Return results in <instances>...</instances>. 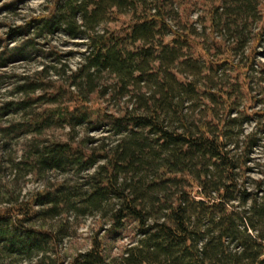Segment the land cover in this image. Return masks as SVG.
<instances>
[{"label":"trees","instance_id":"16d2710c","mask_svg":"<svg viewBox=\"0 0 264 264\" xmlns=\"http://www.w3.org/2000/svg\"><path fill=\"white\" fill-rule=\"evenodd\" d=\"M190 1L53 0L18 29L85 38L86 50L76 70L23 77L20 98L0 109L1 120L18 117L4 135L29 138L11 162L16 176L74 178L28 199L7 188L0 264H264V180L247 176L264 131L255 110L264 105L256 61L264 0ZM199 3L205 14L194 22ZM113 21L122 23L100 30ZM36 45L1 54L0 65ZM107 97L123 106H101ZM92 216L108 221L106 236L97 231L87 251L67 259L63 245L79 221L68 219ZM127 224L135 240L110 256L105 237Z\"/></svg>","mask_w":264,"mask_h":264},{"label":"rangeland","instance_id":"374dc122","mask_svg":"<svg viewBox=\"0 0 264 264\" xmlns=\"http://www.w3.org/2000/svg\"><path fill=\"white\" fill-rule=\"evenodd\" d=\"M52 2L53 0H0V55L21 48L31 39L37 44L34 52L22 57L15 56L10 58L5 65H0V109L8 102H15L20 98L15 93V88L21 83L23 77H33L47 67H57L60 70L64 66L65 69L76 70L81 62L82 54L86 50L85 38L72 40L63 33H57L47 39L40 38L36 37L32 27L28 33H19V28L29 27V23L33 20L49 13ZM195 2V0H191L189 5L192 6ZM196 6L190 9V18L194 22L200 20L205 14V10L200 7V3ZM121 23L122 21L109 22L107 25H103L100 30L104 28L114 29L119 27ZM257 50L256 61L261 67H264V41ZM100 105L110 111L118 110L123 106V104L114 100L111 101L109 97L104 98ZM255 110L264 113V105L257 106ZM17 119L16 116H5L3 120L0 119V202L4 200L3 195L6 193L7 188L21 191V196L28 199L35 192L43 190L49 184L66 183L68 180L74 181V178L72 179L70 175L61 176L53 173L48 175L46 180L41 181L32 175L22 177L21 175L16 176L12 172L11 162L18 161L22 157L26 140L29 138H10L4 135L2 129L8 126L9 121L16 122ZM260 121L263 123L264 119ZM246 131L248 133L257 131V124L255 122L251 123L246 127ZM257 132L258 138H260L259 145L250 155L247 164L249 168L247 176L254 181L264 180V131ZM66 133V131H54L50 134L57 139L64 140ZM90 136L97 139L102 134L93 132ZM68 220L79 221L71 222L70 236L65 239L63 245V253L67 259H70L74 254L87 251L91 246V238L97 231L103 230L101 235L106 236L104 228L106 229L109 226L108 221L101 219L100 216L85 219H75L73 217ZM135 237L136 232L132 224H127L124 231L115 239L105 237L108 254L110 256L120 255L125 247L135 240Z\"/></svg>","mask_w":264,"mask_h":264}]
</instances>
